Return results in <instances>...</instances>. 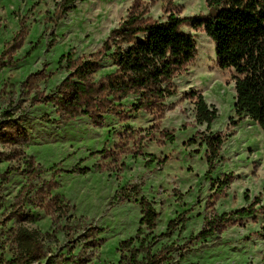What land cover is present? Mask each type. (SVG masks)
<instances>
[{
  "label": "rangeland",
  "instance_id": "rangeland-1",
  "mask_svg": "<svg viewBox=\"0 0 264 264\" xmlns=\"http://www.w3.org/2000/svg\"><path fill=\"white\" fill-rule=\"evenodd\" d=\"M61 1L0 0V120L12 116L14 102L28 133L21 170L10 171L15 162L0 158V259L12 258L15 232L27 228L44 235L54 264H118L120 245L139 229L144 198L157 212L153 253L166 256L164 264H264L260 214L197 238L206 217L259 196L264 202V132L236 116L234 72L218 66L204 30L183 27L197 56L173 80L163 118L131 113L128 98L103 120H66L54 101L69 75L61 58L101 49L134 1L144 18L165 22L170 14L207 15L206 0H77L63 16ZM114 71L106 60L97 81ZM37 92L51 100L30 104ZM199 95L217 110L208 130L196 119ZM214 134L225 142L211 168L203 140ZM24 186L34 187L30 203L18 197Z\"/></svg>",
  "mask_w": 264,
  "mask_h": 264
},
{
  "label": "trees",
  "instance_id": "trees-1",
  "mask_svg": "<svg viewBox=\"0 0 264 264\" xmlns=\"http://www.w3.org/2000/svg\"><path fill=\"white\" fill-rule=\"evenodd\" d=\"M76 1L60 2L62 16ZM206 4L207 15L179 17L170 14L167 21L159 22L144 18L134 1L127 19L110 32L101 49L77 60L72 54L63 56L61 62L68 59L69 75L54 90L55 105L63 118L87 115L103 120L106 115L119 114L128 98H132L131 113L145 111L163 118L166 100L175 95L173 80L197 56L196 40L183 31L186 26L194 31L204 30L214 42L218 66L234 72L236 116L240 120L248 117L264 132V0H206ZM106 60L111 61L115 71L97 81ZM48 99L51 100L37 92L30 104ZM13 105L14 102L11 103L14 109L10 113L12 116L6 119L9 112H5L1 116L5 121L0 120V158L15 162L10 171L21 170L16 164L28 159L21 149L28 140V133L15 117L20 107L14 108ZM196 112L197 122L210 129L217 118V110L208 106L201 95L196 102ZM166 136L173 139L170 133ZM203 142L208 147V161L212 168L225 138L214 134L204 138ZM6 181L7 177H4L2 183ZM33 188L24 186L18 197L30 203L33 196L29 195ZM223 189L219 187L217 191ZM258 214L263 217L260 236L264 239V202L261 196L247 207L206 217L197 238H211ZM156 225L157 212L143 198L139 229L134 237L120 245L118 264H164L166 256L160 252L153 253L158 241L152 234ZM146 230L148 234H145ZM15 233L12 258H1L0 264H34L46 259L47 264H54L47 257L44 235L38 230L19 228Z\"/></svg>",
  "mask_w": 264,
  "mask_h": 264
}]
</instances>
